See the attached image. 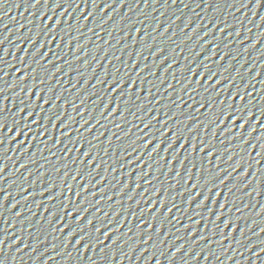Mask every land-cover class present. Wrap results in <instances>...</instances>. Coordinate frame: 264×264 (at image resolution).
I'll list each match as a JSON object with an SVG mask.
<instances>
[{"label":"snow or ice","instance_id":"snow-or-ice-1","mask_svg":"<svg viewBox=\"0 0 264 264\" xmlns=\"http://www.w3.org/2000/svg\"><path fill=\"white\" fill-rule=\"evenodd\" d=\"M257 2L260 3V2H262V0H257ZM37 3H39V0H37ZM0 43H2V41H0ZM166 59H167V58H166ZM163 62H164V61H161V63H163ZM169 67H171V65H170ZM167 70H168V69H165V72H167ZM0 71H2V69H0ZM57 71H59V69H57ZM141 71H143V69H141ZM181 71L183 72L184 69H181ZM0 78H2V77H0ZM25 79H27V77H25ZM200 79H201V81H202V80L204 79V77L201 76ZM113 83H114V84H117V87L113 90L114 92H118V91H120V90L124 87L122 81H119V82H118V81L114 80ZM198 83H199V82H198ZM33 87H35V85H33ZM110 87H111V86H110ZM132 87H135V82H133V85L129 88V92H131ZM169 87H171V85H170ZM185 87H187V85H185ZM141 90H142V89H141ZM183 90H184V89L182 88L180 91L183 92ZM2 91H3V90L0 89V93H2ZM189 95H191V94H189ZM38 99H39V97H38ZM212 99L214 100L215 97H212ZM207 102H208L207 99H202V100H201V106H203V105H204L205 103H207ZM241 102H243V97H241ZM44 103L47 104L48 101H44ZM109 103H111V101H109ZM222 103H223V102H222ZM116 110H119V104H117V109H116ZM125 110H127V105H125ZM20 111L23 112L24 109L22 108ZM197 111L199 112V109H197ZM177 113H179V107L177 108ZM29 115L31 116V113H29ZM41 115H42V113H41ZM231 115H232V113H231V111H229L228 114L224 116V119L227 120L228 117L231 116ZM261 115L264 116V113H262ZM46 119H49V120H50L51 117L49 116V117H47ZM237 119H238V117H237ZM57 122H59V121H57ZM189 122H190V118H189ZM36 123H40V121L37 120ZM70 123H71V120L69 121V124H70ZM85 123H87V121H85ZM232 123L235 124V123H236V119H233ZM165 124H167V120L165 121ZM83 126H84V125L82 124L81 127H83ZM2 127H3V123H2V121H0V131H2ZM65 127H67V125H65ZM146 127H147V125H146ZM199 127H200L199 124L196 125V127L192 128V129L190 130V132H196V131L198 130ZM241 127L243 128L244 125L242 124ZM22 132H24V128H21L20 131L17 132V136H19ZM164 135H167V132H165ZM179 138H180V131H179V129H178L177 132H176V134L172 137V142L168 145L169 150L175 145L176 141H177ZM60 139L63 140V136H62ZM97 139H99V137H97ZM109 143H111V141H109ZM151 143H152V141H151V140H148V141L145 143L144 147L147 148ZM187 143H188V140H187V139H184V142L180 145L181 149H183V147H184ZM0 144H3V140H0ZM159 147H160V144H157V145H156V149L153 150V152L151 153V155H155V152L159 149ZM196 147H197V144H196L195 141H194V142L192 143V145H191V151H192V152H195ZM206 150L209 151V159H211V157H212L213 155H215V151L212 149V146H211V145H205V146L201 147V149H200L201 153H203V152L206 151ZM90 153H91V149H89V151L85 153V157H87ZM262 155H264V153H262ZM2 171H3V169L0 168V172H2ZM201 171H202V170H201ZM246 174H247V173H245V175H246ZM77 175H79V171L77 172ZM140 179H142V177H137V180H138V181H139ZM149 183H151V181H149ZM221 183H224V182L221 181ZM52 187H53V186L50 185V187L47 189V191H52ZM137 187H139V185H137ZM0 191H2V189H0ZM84 191H87V188H85ZM229 191H231V190H229ZM43 194H44V193L41 192V195H43ZM61 194H62V193H61ZM76 195H77V197H79V196H80V192H77ZM4 199H7V197H4ZM52 199H55V197H52ZM189 204H191V200L189 201ZM13 207H15V205H13ZM201 207H203V204L201 205ZM221 207H223V205H222ZM150 210H151V209H149V211H150ZM171 211H172L171 208L168 209L169 214L171 213ZM69 215H70V216H77V217H78V219H77V223L81 222V221L84 219V216H83V215H80V209H79V208H77V209H73V210L69 213ZM217 219L219 220L220 217L218 216ZM94 222H95V217H93L92 219L88 220V222H87V227L90 228L91 225H92ZM229 223H231V222L229 221ZM226 226H227V225H226ZM100 230H101V229L98 228V229H96V232L99 233ZM79 231L82 232V231H84V230H83V229H80ZM76 235H77V232H75V231L72 232V233L69 235L68 240L71 241L72 238H73L74 236H76ZM108 235H111V233H107V234H105V239H107ZM193 235H195V234L193 233ZM86 239H88L87 236H81L80 239H78V240L76 241V243L79 245V244L83 243V241L86 240ZM113 243H115V240L113 241ZM0 264H2V262H0Z\"/></svg>","mask_w":264,"mask_h":264}]
</instances>
